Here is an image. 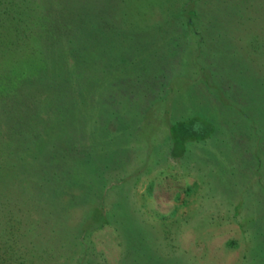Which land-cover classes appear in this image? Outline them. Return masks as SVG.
I'll return each mask as SVG.
<instances>
[{"label": "rangeland", "instance_id": "374dc122", "mask_svg": "<svg viewBox=\"0 0 264 264\" xmlns=\"http://www.w3.org/2000/svg\"><path fill=\"white\" fill-rule=\"evenodd\" d=\"M39 45L36 82L8 87L4 63ZM0 108V264H264V0H0ZM8 108L107 131L105 185L25 187L12 151L48 125L8 127ZM123 210L141 241L123 242Z\"/></svg>", "mask_w": 264, "mask_h": 264}, {"label": "trees", "instance_id": "16d2710c", "mask_svg": "<svg viewBox=\"0 0 264 264\" xmlns=\"http://www.w3.org/2000/svg\"><path fill=\"white\" fill-rule=\"evenodd\" d=\"M15 1V0H13ZM58 1V0H56ZM192 1V0H191ZM17 3H12L16 5V8H20V2L16 1ZM26 6V5H25ZM27 8H31L30 6ZM15 10V13L19 14V10ZM31 11L28 9V12ZM60 12L58 15L55 16V28L57 31H55L56 35H52L56 37H63L65 32L63 31L61 33V29H69L65 28V22L59 18ZM20 17V16H18ZM19 21V19H18ZM78 24H82V19L77 18ZM101 27L100 25H98ZM93 27V29L96 30V32H100V28ZM54 29V28H53ZM59 30L60 34L59 35ZM88 32V31H84ZM70 38L67 40L72 41L73 47L68 46L69 44H65L64 49H75V53L77 54L78 51H81L79 46L81 45L80 41L77 42L78 37L74 36V34H71ZM31 42L37 41L36 38H32L30 40ZM92 41V45L89 49H94L96 46L95 43L96 40H90ZM40 46V45H39ZM42 47H38L36 49H33L31 51L30 49L26 50L24 48L23 52L20 50L21 56L17 58V62H15L12 59H8V62H5L4 66L9 65L8 67L11 69H8V87L14 86V88H17V86L23 85L22 83L31 84L35 83L36 81L32 79L31 74H34L35 67L33 66V63L35 64L36 58L39 62H37L36 66H40L43 56L42 55ZM88 49V50H89ZM38 54V56H37ZM72 54H74L72 52ZM80 54V53H78ZM32 56V57H31ZM36 57V58H35ZM32 58V59H31ZM84 58V55L81 54L80 59ZM41 59V60H40ZM28 64H31L33 67L29 68L27 67ZM30 72V73H29ZM4 81V80H3ZM18 81V82H17ZM34 81V82H33ZM71 105V103H69ZM68 105V107L70 106ZM7 112V109L0 108V126L6 124V121L4 119V115ZM23 117H28L30 120V123H28V119L22 120ZM62 119L65 118L64 114L61 116ZM60 117V118H61ZM3 119V120H2ZM44 121V120H43ZM40 120L37 116L32 118L30 115L26 116H19L16 111L12 108H8V127H19L23 126L24 128L31 129H37L44 125L47 126V130L43 131V134L46 135V138L43 140V142L37 141L36 137H34V134H29L30 131L25 132V135L23 137H26V141L22 142V144H25L22 150H13V153H26L27 154V160L23 163L24 168H26V176L23 177L22 180H25L26 185L30 183L31 180L39 181L41 179L42 184H50L49 188H52L54 191H59L62 187L67 188V186H73L78 189L82 190H88L90 189H97L102 188L105 184V168L108 167L112 162L110 160H119V157L121 158V152L117 149V146L114 144H109V147H106L105 142L103 143V136L106 135V137L110 138L107 131H105L103 128L93 126L90 129L82 130L84 126H80L79 124H76L77 122H72L70 120H62L61 123H59V119H51L48 122H43ZM26 122V123H25ZM19 124V125H18ZM60 126H57V125ZM0 143L4 142L2 139V132L0 131ZM31 133V132H30ZM34 133V132H33ZM103 133V134H101ZM84 135V137H83ZM20 137V138H23ZM24 140V139H23ZM21 142V141H17ZM94 144V147L91 148L90 145ZM112 145V148H111ZM19 144L17 147L19 148ZM112 150V154L111 151ZM117 153V154H116ZM111 155V156H110ZM118 155V156H117ZM106 157H109L111 159H107ZM7 160V159H6ZM25 160V159H24ZM109 161V162H108ZM4 161L0 162V170L4 168ZM19 163V159L12 158L11 156L8 160V166L16 165ZM110 163V164H109ZM2 165V166H1ZM2 167V168H1ZM12 168V167H10ZM11 170H14L16 173H19V170L17 168H12ZM24 170V169H23ZM41 184V185H42ZM48 188V189H49ZM48 189H46L44 186H42L41 194H47L49 195ZM100 190V189H98ZM88 219L86 218V222L82 225L81 230H87L86 228L91 225L92 222H99V224L103 223L105 220L104 214L101 212L100 203L98 204H92ZM122 205V204H121ZM124 211V222L121 221L122 230H119L120 236L124 243H132L134 239L136 241H141V232L138 230V228L135 226V220L132 216L129 215V212L126 210ZM119 214V218H120ZM115 221V226L117 227V223L119 224L118 220ZM121 219V218H120ZM119 228V226H118ZM67 231V230H66ZM65 235L66 232L64 231ZM74 233V232H73ZM73 237H76V233L72 234ZM140 240H138V239ZM48 251V249L45 248V253ZM83 252V251H82ZM77 253V256H75V261L79 262L80 260H83L84 254ZM69 258L72 259V254L70 253ZM76 262L72 264H76ZM78 264V263H77Z\"/></svg>", "mask_w": 264, "mask_h": 264}]
</instances>
